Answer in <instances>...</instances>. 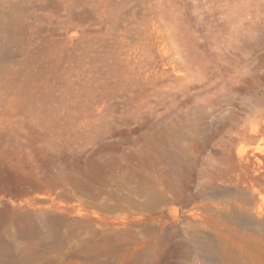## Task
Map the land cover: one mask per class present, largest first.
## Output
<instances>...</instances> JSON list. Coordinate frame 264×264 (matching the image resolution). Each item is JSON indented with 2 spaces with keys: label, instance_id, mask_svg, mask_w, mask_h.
I'll list each match as a JSON object with an SVG mask.
<instances>
[{
  "label": "rangeland",
  "instance_id": "1",
  "mask_svg": "<svg viewBox=\"0 0 264 264\" xmlns=\"http://www.w3.org/2000/svg\"><path fill=\"white\" fill-rule=\"evenodd\" d=\"M243 262L264 0H0V264Z\"/></svg>",
  "mask_w": 264,
  "mask_h": 264
},
{
  "label": "bare ground",
  "instance_id": "2",
  "mask_svg": "<svg viewBox=\"0 0 264 264\" xmlns=\"http://www.w3.org/2000/svg\"><path fill=\"white\" fill-rule=\"evenodd\" d=\"M27 105H30L29 101L26 103ZM244 149V148H243ZM244 152V151H243ZM241 264H250V263H241Z\"/></svg>",
  "mask_w": 264,
  "mask_h": 264
}]
</instances>
